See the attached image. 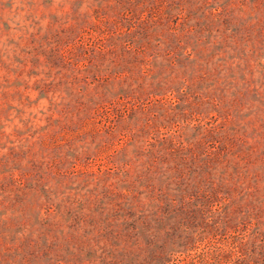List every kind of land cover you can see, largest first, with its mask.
<instances>
[{
	"label": "rangeland",
	"instance_id": "rangeland-1",
	"mask_svg": "<svg viewBox=\"0 0 264 264\" xmlns=\"http://www.w3.org/2000/svg\"><path fill=\"white\" fill-rule=\"evenodd\" d=\"M0 264H264V0H0Z\"/></svg>",
	"mask_w": 264,
	"mask_h": 264
}]
</instances>
